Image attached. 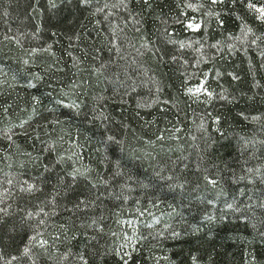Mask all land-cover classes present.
I'll return each mask as SVG.
<instances>
[{
    "label": "trees",
    "instance_id": "16d2710c",
    "mask_svg": "<svg viewBox=\"0 0 264 264\" xmlns=\"http://www.w3.org/2000/svg\"><path fill=\"white\" fill-rule=\"evenodd\" d=\"M54 2L0 0L5 261L122 264L124 246L129 264H264V23L247 0ZM37 206L44 224L22 219ZM37 228L51 247L29 259Z\"/></svg>",
    "mask_w": 264,
    "mask_h": 264
},
{
    "label": "snow or ice",
    "instance_id": "6c2138e0",
    "mask_svg": "<svg viewBox=\"0 0 264 264\" xmlns=\"http://www.w3.org/2000/svg\"><path fill=\"white\" fill-rule=\"evenodd\" d=\"M80 2L83 5H88L90 3V0H80ZM121 2L123 3L124 0H121ZM145 3H148V0H144ZM211 2L213 4L217 3L218 0H211ZM220 2H223V0H220ZM236 0H233V3H235ZM241 2H243V0H241ZM49 3L51 5V7L55 8L56 4L54 2V0H49ZM187 7L192 8L193 11L198 10L197 6L194 4L189 3L187 5ZM246 7L248 8L249 11L253 12L256 16V19L259 20L261 23H264V5H257L255 3L252 2V0H247V4ZM97 11H103V9H98ZM186 27L193 29V28H198L199 25L196 24L195 22L190 21ZM243 30V29H242ZM250 31V29H249ZM113 47H116V45L114 44ZM181 47L183 48L184 45L181 44ZM189 94H193L195 95L196 93H207L208 95H211V93H208V90L206 88L203 87V84H201L200 86H197L196 88H188L187 89ZM218 122V121H217ZM177 131H179V129H177ZM159 139H163V136L158 137ZM109 141L114 140V137H108ZM248 172H252V169H248ZM257 171H259V169H257ZM77 179V176L75 174L72 175V180L75 181ZM169 180L172 179L171 176L168 177ZM204 179L207 181V183L209 185H211L213 188L217 187L219 184V181L215 178H213L210 175H205ZM7 183L9 185H12L13 181L11 179H9L7 181ZM93 187H95V185H93ZM180 187H183V185H180ZM19 192L21 193H25V194H32L35 191H39L38 187L33 184V183H29L28 181H24L20 186H19ZM11 194L10 191L8 189H2L0 190V205L4 204L5 199L7 198V196ZM80 204H85V201L82 199L79 202ZM9 207H0V219H2L4 216L8 215V211H9ZM228 207H232V205H228ZM37 211L33 212V211H28L26 212L25 216L22 218L24 220H30L33 218H37V217H41L40 219H38L37 223L38 225H42L45 223L44 219L42 218L43 216H47L48 213L45 212L44 208L37 206ZM139 216H143L145 215V212L141 211L138 214ZM138 222V220H127L124 223L130 227V228H134L135 224ZM127 237V234H125ZM134 235V233H133ZM54 240H58L59 236H56L53 238ZM33 247H39L41 249H45L47 250L49 247H51L50 241L49 239H46L44 237V233L42 231H40L38 228L36 230H34L33 234L30 235L28 237L27 243L23 246V248L21 249V255L28 257L29 259H31V252H32V248ZM123 247H121L120 250H117L116 254L120 256V259L122 261V264H129V259H130V252L128 251H124ZM18 257L17 256H12L10 258H8L5 261V258L2 254H0V261H4V264H12L13 261L17 260ZM80 260L82 261V264H87V260L81 256ZM193 264H197L195 257L193 258Z\"/></svg>",
    "mask_w": 264,
    "mask_h": 264
}]
</instances>
